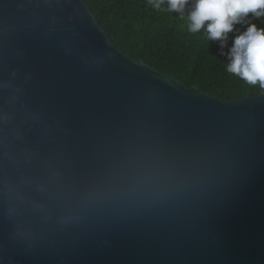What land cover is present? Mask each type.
Instances as JSON below:
<instances>
[{
	"label": "water",
	"instance_id": "95a60500",
	"mask_svg": "<svg viewBox=\"0 0 264 264\" xmlns=\"http://www.w3.org/2000/svg\"><path fill=\"white\" fill-rule=\"evenodd\" d=\"M29 74L27 98L64 115L87 149L132 121L207 145L220 167L204 196L92 225L29 248L0 225V264H264V91L225 100L117 49L87 0H0V78Z\"/></svg>",
	"mask_w": 264,
	"mask_h": 264
},
{
	"label": "clouds",
	"instance_id": "9594fccd",
	"mask_svg": "<svg viewBox=\"0 0 264 264\" xmlns=\"http://www.w3.org/2000/svg\"><path fill=\"white\" fill-rule=\"evenodd\" d=\"M226 58V73L264 89V0H147ZM256 21H260L258 24ZM226 49V51H225ZM32 77L0 78V225L31 248L92 225L177 209L208 193L211 147L129 122L87 149L62 113L27 98Z\"/></svg>",
	"mask_w": 264,
	"mask_h": 264
},
{
	"label": "trees",
	"instance_id": "16d2710c",
	"mask_svg": "<svg viewBox=\"0 0 264 264\" xmlns=\"http://www.w3.org/2000/svg\"><path fill=\"white\" fill-rule=\"evenodd\" d=\"M87 2L117 49L168 74L182 85L225 100L251 97L264 91L258 85H247L227 74V61L217 43L209 44L187 34L180 21L154 11L147 0Z\"/></svg>",
	"mask_w": 264,
	"mask_h": 264
}]
</instances>
